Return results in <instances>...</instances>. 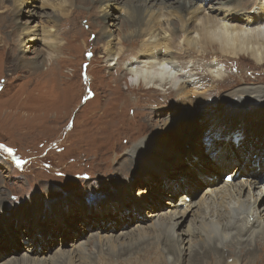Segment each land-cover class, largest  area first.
Returning a JSON list of instances; mask_svg holds the SVG:
<instances>
[{
	"label": "rangeland",
	"instance_id": "1",
	"mask_svg": "<svg viewBox=\"0 0 264 264\" xmlns=\"http://www.w3.org/2000/svg\"><path fill=\"white\" fill-rule=\"evenodd\" d=\"M51 1L44 5L42 0H29L26 5H21L16 4L14 0H0V221L2 220L0 244H3L0 264H83L84 259L91 260L89 255L97 258L98 253L116 252L121 245L114 244L110 248L109 239L114 242L132 240L131 235L140 232L137 223L139 220L134 219L126 225L125 211L119 210V206L122 203L129 204V198L122 199L123 197L120 196L122 190L117 188L116 184H105L106 180L121 179L125 187L126 182L132 180L133 185H129L128 188L134 198L147 192L156 198L159 205H169L166 201L171 199L166 196L165 191V194L159 196V190L162 189L163 181L169 185L173 184L172 179L164 177L166 173L173 174V177L179 176L183 170L179 162L175 160L176 164H171V168L167 170L165 168V172L163 166L170 164L168 159L171 156L158 163L157 169L152 170L151 173L150 170H144L139 165L141 157L148 155V147L153 153H158L157 149H159L165 155L179 154L178 151H181L184 145L179 144L180 148H178L177 144L182 142V139L187 137L188 142L196 140L191 132L197 127L192 125L194 128L187 129V134L183 133L182 127H175L181 113L192 108L186 104L187 101L180 98L179 105L184 104L186 108L177 112L175 107V91H171L170 88L181 86L182 81L204 78V84L196 86L188 94L195 99L190 112L201 114V116L194 114L191 119L197 120L204 145L210 141L204 137L202 129V125H206L204 118L207 113L213 114L209 118L219 117L215 125L225 130H227L226 124L220 126V123L228 111L234 116L235 110H241L238 114L241 118L253 115L251 121L255 119V115H264L254 107L248 106L243 109L244 106L235 98L237 96H229L231 92L248 86L264 88V82L261 81L264 80V62L259 64L251 56L244 54L235 58L229 56L218 58L216 57L218 53H214L217 50L211 46L201 54L184 53L174 48L171 52L177 60L178 68L182 69L177 71L181 74L180 82L178 83L177 80L175 84L168 81V83H152L150 87H144V84L136 87L140 83L135 86V81L131 78L127 67L134 57L132 51L142 43V38L135 36V39L126 41L124 56L115 59L107 56L106 40L100 36V28L103 25L113 30L117 41L120 39L119 34H123L124 31L120 33L118 25H122L121 21H125L128 17L125 10L126 0H100L114 3L110 12L115 15L113 20L116 22L113 24L117 26H114L109 19L104 24L100 17L103 15V8L100 6L101 8L98 9L96 5L101 3L98 0L93 2L91 0L88 3L78 2L75 8L66 5L65 9L69 12L61 19L59 18L61 12L50 5ZM200 1L204 4V1L199 0V3ZM219 1L224 0H213L208 5H217ZM239 1L241 7L239 10L242 11L253 8L259 0ZM115 2H120L121 7ZM163 2L170 4L173 1ZM228 2L229 0H225L220 8ZM213 7L215 6H211ZM257 7L259 6L256 5L254 9ZM5 11L7 12L4 13ZM10 11L14 13L12 18ZM81 21L83 29L77 27ZM98 21L101 25L97 24ZM172 21L174 22L175 19L172 18ZM61 22L69 27L65 28L61 24L65 33L59 35L57 27ZM88 23L93 25L89 26ZM162 25L166 26L164 19ZM50 26L52 27L49 36L39 35L38 39L32 40L31 34L30 36L24 34L25 41L18 40L20 32L26 27L38 31L46 29L45 32L48 33L49 28L46 27ZM191 26L193 28L194 25ZM74 27L77 30L72 31ZM180 34L183 32L180 31ZM179 41L181 39L176 41V44ZM119 46L118 43L115 44V47ZM23 56L25 59L21 60ZM34 62H40L42 69L36 70L33 66H28ZM210 78L212 80L220 78L221 86L211 90V86L216 83H211ZM129 95H132L131 102L126 101ZM259 95V103H263L264 91ZM181 123L184 124V128L188 125L183 119ZM262 123L264 124L263 120ZM248 124L247 120L245 126ZM256 130L262 140L263 128L259 126ZM177 134L180 139L174 140ZM188 135L192 136L188 137ZM145 141L148 142L146 146ZM195 146L198 147L199 144ZM184 148L185 152L195 149L191 145L186 147V144ZM214 148L207 150V153ZM6 149H11V152ZM137 158L139 161L136 162ZM183 160L184 156L180 159V163ZM236 165L237 163L230 168L225 167V171H215L211 165H208L207 168L215 173L209 178L214 179L215 185L219 187L224 182L223 175L230 174ZM261 169L263 173L264 167ZM127 174L130 177H124ZM183 175L187 180L185 182L179 180L177 184L184 187L188 183L189 192L199 189L201 193L198 199L192 195L190 200V202H198L212 184L205 183L207 179L204 182L191 169H186ZM244 178L246 179L247 176L235 177L234 180L240 181ZM168 190L169 193H173L170 188ZM182 191L185 190L180 189L181 193ZM179 196L181 195H177L175 199L179 200ZM33 201L34 204L30 205ZM35 201L39 203L43 201L41 207L44 215L38 219L23 212L24 205L29 204V208H34ZM61 202H65L61 206V212H65L67 217L57 221V218L50 217L47 211ZM96 204L105 208L103 209L106 215L105 224L101 218L103 214L99 212L100 208L90 215L93 219L87 218L90 209L88 206ZM167 210L168 208L161 212ZM3 214H6V220L2 219ZM75 215H81L80 221ZM190 218L194 219L192 215L188 219ZM160 220L161 217L153 220L148 218L142 223L141 227L147 233L144 234L146 236L140 244L145 248H149L147 246L149 243L165 240L163 233L165 227L163 226V230H158L153 226L154 222ZM195 221L197 222V218ZM75 232L81 235L79 241L74 238ZM43 236L45 238H42ZM199 236L196 235L194 240H199L204 235ZM32 238L46 243L48 239H57V244L52 245L50 251L37 254L26 248V243ZM81 245L86 249L81 252L82 254L78 252L83 248ZM15 247H18L17 252L8 255L7 252L15 250ZM256 249L264 255V247L258 246ZM218 251L221 252L220 249ZM68 252L70 254L67 258L61 255ZM245 253L247 252L242 254L229 252L228 255L240 256ZM90 264L97 262L92 261Z\"/></svg>",
	"mask_w": 264,
	"mask_h": 264
},
{
	"label": "bare ground",
	"instance_id": "2",
	"mask_svg": "<svg viewBox=\"0 0 264 264\" xmlns=\"http://www.w3.org/2000/svg\"><path fill=\"white\" fill-rule=\"evenodd\" d=\"M28 1L29 0H14L16 4L21 5H26ZM93 1L96 0H92V2ZM98 1L101 2L100 0ZM163 1L166 0H126L125 10L127 11L128 17L125 21H121V23H123L122 25H118L120 33L124 31L123 34H119L120 39L118 41L112 29L104 27L99 21L97 22L98 25H101L100 36L106 40L105 48L109 58L120 59L125 52L126 41L132 38L135 39V36L142 38V43L132 51L134 57L130 60V65L127 67L131 78L135 81V86L140 83L136 87H141L142 84H144V87H150L153 85L152 83H168V81L172 83L175 82V84L180 82L179 78L181 74L177 71L182 69L178 68L177 60L171 52V49L174 48H177L179 51H184V53L201 54L211 46L217 50L214 53H218L216 55L218 58L223 56L235 58L244 54L251 56L253 60L255 59L259 64L264 62V0H259L256 3L262 11L258 12V10L254 9L256 5L251 9L242 10V12L250 11L256 13L255 15L247 16V18H244L241 13H239V8H241L239 0H229L223 8H220V5H222L225 0L217 2V5H211L215 6L213 8L208 5V3L213 0H202L204 4L201 1L199 3V0H168L169 2L173 1L170 4ZM42 2L45 5L49 3V0H42ZM78 2L88 3L91 2V0H52L50 5L61 12L59 16L61 19L67 16L69 12L66 11L65 6L70 5L72 8H75V4ZM115 3L119 4L121 7L120 2ZM100 4L96 5L98 9L100 6L103 8V15L100 17L104 21V24L108 19L112 21V24L116 22L113 20L115 15L110 12L114 3L104 1ZM181 8H186L187 10H182ZM7 11H9V9ZM96 13L98 14L99 11ZM9 14L11 15L10 18L14 17L13 11H10ZM16 14H18V12ZM123 15L122 17H124ZM172 18L175 19L174 22ZM163 19L164 22H166V26L162 25ZM188 20L190 23L187 24L186 21ZM61 24L62 22L57 27L59 35L62 34V32L63 34L65 33L61 28ZM90 24L91 23H88L89 26L93 25ZM191 24L194 25L193 28ZM62 26L65 28L69 27L64 26V24H62ZM51 27L52 26L46 27L49 28L48 33L45 32L46 29L44 31H38V29L34 30L32 27H26V29L24 28L25 30L22 31L23 33L20 32L21 35L18 40L24 42V34L27 36L31 34L33 36L31 38L32 40L38 39L39 35L49 36L48 34L51 33ZM77 27L83 29L82 21L77 24ZM75 30H77L76 27L72 29V31ZM84 30L87 31L85 27ZM180 31H182L183 34H180ZM96 36L94 38H96ZM179 39H181V41L176 44V41ZM180 42L182 44H180ZM116 43L120 46L115 47ZM202 56L204 55L202 54ZM20 59H25V56ZM28 66H33L36 70L42 69V64L40 62H34ZM203 79L204 78L200 77H198V79H186L182 81L181 86H177L174 89L170 88L171 91H175L174 95L176 97L174 96V99L176 100L175 107L177 112L186 108L184 104L179 105V98L183 101H187L186 104L193 108L192 104L195 103V99L188 94L196 86H202L204 84ZM209 80L211 83H216L211 86V90L218 89L221 86L220 78H213L215 81L211 78ZM117 81L118 79L116 82ZM261 81L264 82V80ZM253 86L240 88L239 90L231 92L229 96H237L235 98L244 106L243 109L250 106L264 113V102L259 103L258 100L259 94H263L264 88ZM255 92L257 94H255ZM130 96L132 95L127 97V102L132 101ZM206 96L208 97L207 94ZM223 106L229 108L227 105ZM192 108H188L185 113H181L177 123L174 124L175 127H182L184 134H187V130L184 128V124L181 123V119H183L185 123L191 126L193 125L195 128L197 127L196 130L194 129V131L191 132L196 140L188 142V138L186 137V140L182 139V142L177 144L178 148H180L179 144L184 145V147L186 144V147L191 145L195 149L185 152V148L183 147L181 151H178L179 154L170 155L169 153V155H165V153L161 152L159 149H157L158 153H153L151 148L148 147V155L146 157H141V164L139 165L144 170H150L151 173L152 170L157 169L158 163H161L162 160L170 158L171 156V158L168 159L170 164L166 167L163 166V172H165L167 169L171 168V164L174 165L175 160L179 162L181 165L180 168L183 169L179 176L176 175L173 177V174L169 172L166 173L164 177L172 179L173 184L169 185V183L163 181L162 189L159 190V196L165 194V191L166 196L171 199L166 201L169 205H159V203L156 202V198H153V195L151 196V194L147 192L142 196L140 195V197L134 198V196L130 194L128 188L129 185H133L132 180L126 182V187L121 183V179L106 180L105 184H116L117 188L122 190L120 191V193H122L120 194V196L123 197L122 199H125V197L129 198V204L122 203L119 206V210L125 211L127 217L126 225L130 224V221L134 219L139 220L137 223H139L138 228L140 232L137 234L133 233V235H131L132 240L128 242H114L109 239L110 248L113 247L114 244L121 245L116 252L112 254L108 252L98 253L97 258L89 255L88 257H90L91 260L84 259L83 264H90L92 261L97 262V264H264V255L261 254L262 252L259 253L256 249L258 246L264 247V175H262L261 169L264 162L262 160L258 161V159L262 157L261 152L264 146L258 142L260 140L256 137H251L247 129L243 130V133L247 137L242 134L243 137L236 141L233 138L226 137L228 136V131L221 127L219 130L225 137H214L208 133L211 141L204 145V138L200 137L201 134L197 126V120L194 119L193 121L191 119L194 114L200 116L201 114L195 111L190 112ZM240 111L241 110H235L232 118H236ZM225 115L226 116H223L221 120L220 126L232 124V122L226 121V117L231 115L229 111ZM209 116H213V114L207 113L204 119ZM252 116L253 115L243 116L241 120L247 121V119H251ZM241 125L242 123H240L239 127ZM175 133H177V130H175ZM191 136L192 135H188V137ZM178 138L180 139L177 134L174 140H178ZM197 143L199 144L198 147L195 146ZM147 144L148 142L145 141V146ZM212 147H215L213 151L207 153V150H211ZM194 151L196 156L195 159H193L192 156ZM182 156H184V160L180 163ZM189 156H191V158H189ZM255 157L257 158L256 160ZM135 161H139V158L135 159ZM131 163L134 164L133 161H131ZM236 163V167L230 174H233V177L247 176L246 179L244 178L240 181H235L233 179L234 181L223 182V184L218 187L215 185V180L209 178L215 173L213 170L207 168L208 165H211L215 171H225V167L230 168ZM186 169H191L194 174H198L204 182L207 179L205 183L212 184L211 187L201 195V199L198 202L191 201L188 203L187 196H191V200L192 195L196 196V199H198L197 197L201 193L199 189L189 192L187 190L188 183L184 185V187L177 184L179 180L183 182L187 180V177L183 175ZM226 175L227 173L224 174L223 177ZM126 176L130 177L129 174L124 175V177ZM147 176L150 175L147 174ZM168 188H170V191L173 193H169ZM102 189L100 191H102ZM180 189L185 190L182 191L183 194L180 192ZM45 195L47 194L45 193ZM177 195H181L179 196V200L178 198L175 199ZM42 202L43 201H40L39 203L35 201L36 206L34 208L38 207L36 210H34V208H29V204L24 205L23 212H26V215H34L33 217L38 219L41 215H44V213H42L44 210H42L41 207ZM73 202L76 203V201ZM33 204L34 201L30 205ZM64 204L65 202H61L53 205L54 208L51 209L53 214L51 210L47 211V214L50 217H55L54 219L57 218V221L64 219L66 216L65 212H61V206ZM89 207L88 217L86 214L85 216L87 218H92L90 215H93L98 211V208H100L99 212L103 214L101 218L105 224L106 215L103 210L105 208L98 204L90 205L88 208ZM85 208L87 209V207ZM144 208H146V210ZM166 208H168L166 212H161ZM19 210L21 211L20 208ZM4 213H6V211ZM116 214H118L117 211ZM3 215L2 219L6 220V214ZM190 215H192L194 219H188ZM156 217H161V220L154 222L153 226L158 230H163L164 226L163 233L166 238L165 240L147 244L150 249L145 248L143 244H140V241L145 238L146 235L144 234L147 232L144 231L141 225L146 219L149 218L153 220ZM75 218L80 221L81 215H75ZM195 218H197V222ZM1 222L2 220L0 224ZM91 226L93 227V225ZM180 227L183 229L179 230ZM75 234L74 238L79 241L81 239L80 233L75 232ZM202 234L204 235L203 238L194 240L196 235H200L199 237H201ZM42 238H45V236ZM90 238H92V236ZM47 243L37 238H32L26 243L27 246H25L34 253L44 254L57 244V239H48ZM242 245H245V247H242ZM0 246L1 252L3 244H0ZM82 247L81 245V248ZM17 248L18 247H15V250H9L7 252L8 255L17 252ZM38 248L42 249L38 250ZM218 249L221 250L220 253ZM84 250H86L85 247L79 249L78 252L83 253ZM229 252L235 254L247 253L238 256L234 254L228 255ZM69 254L68 252L61 255L67 258ZM0 260H2V258H0Z\"/></svg>",
	"mask_w": 264,
	"mask_h": 264
},
{
	"label": "snow or ice",
	"instance_id": "3",
	"mask_svg": "<svg viewBox=\"0 0 264 264\" xmlns=\"http://www.w3.org/2000/svg\"><path fill=\"white\" fill-rule=\"evenodd\" d=\"M6 151H9V152H11V149H6Z\"/></svg>",
	"mask_w": 264,
	"mask_h": 264
}]
</instances>
